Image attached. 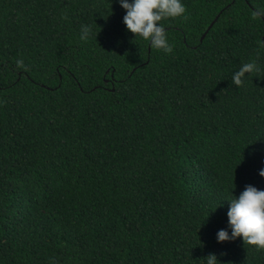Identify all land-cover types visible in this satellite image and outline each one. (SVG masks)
Returning <instances> with one entry per match:
<instances>
[{
    "label": "trees",
    "instance_id": "1",
    "mask_svg": "<svg viewBox=\"0 0 264 264\" xmlns=\"http://www.w3.org/2000/svg\"><path fill=\"white\" fill-rule=\"evenodd\" d=\"M183 3L165 53L117 0H0V264H264L215 235L264 189V0Z\"/></svg>",
    "mask_w": 264,
    "mask_h": 264
},
{
    "label": "clouds",
    "instance_id": "2",
    "mask_svg": "<svg viewBox=\"0 0 264 264\" xmlns=\"http://www.w3.org/2000/svg\"><path fill=\"white\" fill-rule=\"evenodd\" d=\"M117 2L126 10L122 21L127 30L146 40L154 49L163 50L165 53L173 50L165 25L158 22L178 16L184 18L186 7L183 0H117ZM251 15L264 17V3L254 8ZM211 25L212 22L209 26ZM90 34L91 27L87 24L81 25L80 39L85 40ZM205 34L206 31L201 38ZM16 65L24 66L23 61L19 59L16 60ZM254 71H259L255 62H245L232 73L231 81L240 86L245 74H251ZM258 173L264 177V167H261ZM227 200L229 202L226 211L227 226L217 230L216 240L218 242L234 240L239 236L244 243L264 249V189L246 184L238 195L233 193ZM204 257L205 264H217L215 253H209Z\"/></svg>",
    "mask_w": 264,
    "mask_h": 264
}]
</instances>
